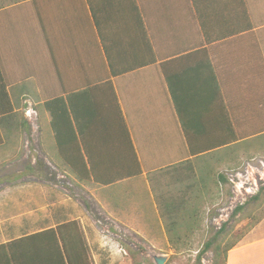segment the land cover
<instances>
[{
  "label": "crops",
  "instance_id": "crops-1",
  "mask_svg": "<svg viewBox=\"0 0 264 264\" xmlns=\"http://www.w3.org/2000/svg\"><path fill=\"white\" fill-rule=\"evenodd\" d=\"M3 87L14 107L39 108L51 147L39 97L61 109L70 100L97 173L116 176L138 163L146 171L109 186L82 182L105 192L96 204L114 220L159 219L149 171L189 148L221 147L234 132L255 141L249 149L264 148V0H0ZM110 88L135 159L116 116L93 110ZM13 135L3 148H15ZM20 180L0 175V245L14 241L0 264H65L54 238L39 234L75 219L64 208L49 211L46 191L39 200L1 196ZM38 201L35 212L19 208ZM241 252H229L227 264H264V243ZM91 253L94 264H108Z\"/></svg>",
  "mask_w": 264,
  "mask_h": 264
},
{
  "label": "rangeland",
  "instance_id": "rangeland-1",
  "mask_svg": "<svg viewBox=\"0 0 264 264\" xmlns=\"http://www.w3.org/2000/svg\"><path fill=\"white\" fill-rule=\"evenodd\" d=\"M30 109L34 111L31 117L26 114ZM18 110L23 113L25 128L20 133L14 132V149L10 148L11 144L8 149H1L6 156L2 158L0 166L3 170L0 175H8L11 181L22 180L14 186L4 187L1 196L23 198L28 193L39 200V192L46 191L45 201L49 211L64 208L68 219L80 218L77 220L83 221L81 223L97 261L106 257L108 264H153L151 254H163L167 256L164 264H213L215 258L212 249L201 256L199 263L196 257L204 243L217 236L216 229L223 223H226V227L217 238L223 245L250 231L234 247L239 252L232 250L230 256L231 253L240 256L241 251H251L253 246L264 243V148L257 145L249 149L255 145V141L247 142L249 147L240 148L233 161L211 162V175H225L228 184L217 186L211 180H205L206 189L200 192V200L193 199V195H197V188H193L190 206L184 212H192L195 208L196 219L180 220L171 230L170 221H163L159 217L128 223L112 219L95 202L98 195H105L103 190L95 191L93 185L77 181L70 173L61 174L55 167V157L51 155V150L48 151L51 143L42 136L46 125L41 122L39 108L27 103ZM9 142L12 143V139ZM195 173V179L201 177L197 171ZM40 180L46 185L38 183ZM165 180V184H171L168 179ZM163 189L174 192L176 187ZM257 192H262V198L259 202H252L249 198L256 196ZM153 193L155 196L159 194L157 191ZM242 205L244 208L234 215L237 206ZM40 206L38 201L31 205L21 204L19 208L31 207L35 212ZM254 218L259 221L251 228ZM187 223L191 225L190 231L186 228Z\"/></svg>",
  "mask_w": 264,
  "mask_h": 264
},
{
  "label": "trees",
  "instance_id": "trees-1",
  "mask_svg": "<svg viewBox=\"0 0 264 264\" xmlns=\"http://www.w3.org/2000/svg\"><path fill=\"white\" fill-rule=\"evenodd\" d=\"M39 98L42 100L43 110L51 117L48 124V131L52 134L53 145L51 148L55 151L54 159L57 163L55 167H57L61 174L67 175L70 173L79 182L109 186L124 179L140 176L143 172H146L141 169L138 163L136 171H128L116 176L104 177L100 175V173H97L93 158L83 138L81 125L77 121L73 125L70 120V117L76 120L72 102L70 100H67L68 103L62 101L64 108L61 109L55 99L46 98V95L43 93ZM101 99L105 103L103 101L99 102V104L96 101L92 102L94 112L97 113L103 110L106 111V113H111L116 116L121 126V131L126 137L128 155L132 153L134 157L131 141L127 136L126 126L122 120L117 98L113 94L112 89L110 88L109 93H102ZM18 109L19 107H14L11 103L9 95L5 87H3L0 91V148L7 145L5 144V140L7 139L8 141V139L11 138L12 131L20 133L21 130L25 128L26 122L23 118V113H20ZM65 120L68 123L64 122ZM227 126L232 129L231 125L228 124ZM233 137L236 138L225 141L224 145L218 148H212L210 146L200 149V152L189 148L185 155L176 158L173 163L163 165L159 167L157 171H149V175L151 174L149 176L151 189L152 191L159 192V194L155 196V202L159 209L160 218H163V221L166 219L170 221L169 229L172 230L176 228L180 220L184 222L186 220L196 219V213L194 212L195 208L192 209V212H190V210L187 213L184 212L187 211L186 207L190 206L191 191L193 188H197V195H193V199L200 200V192L206 189L204 186L205 180H211L217 186L224 187L228 184L225 175L218 174L216 177L211 175L209 165H211L212 161L217 163L225 160L233 161L240 148L243 146L249 147L247 139L243 138L242 135L237 137L234 132ZM257 137L259 136L256 135V138ZM50 149L48 151H50ZM229 156L230 158L227 159ZM196 171L201 175L200 178L195 179ZM165 179H168L171 184H165ZM189 180H191L190 183L184 184ZM179 184L182 185L180 186ZM172 185L174 188L176 187L174 192H169L168 190L164 191L163 188L173 187ZM262 196V192H257L256 196L249 199H252V202H259ZM243 208V205L237 206L234 210V215L238 214ZM180 213H185V215H181ZM258 221L259 220L254 218L251 228L256 225ZM190 226L191 225L187 223L186 228L189 231L191 230ZM225 227L226 223H223L220 230L216 233L217 236L204 243L197 254L196 262L199 263L201 256L209 249H212L215 258L213 264H227L228 253L250 232L247 230V232L241 233L235 240L223 245L217 238L224 232ZM39 236H51L54 238L59 246L58 249L61 251L62 259L65 264H94L87 236L79 220H64L58 223L54 228L41 232ZM18 242H20V240ZM13 245L14 241L0 245V251H4L9 256L12 254Z\"/></svg>",
  "mask_w": 264,
  "mask_h": 264
},
{
  "label": "water",
  "instance_id": "water-1",
  "mask_svg": "<svg viewBox=\"0 0 264 264\" xmlns=\"http://www.w3.org/2000/svg\"><path fill=\"white\" fill-rule=\"evenodd\" d=\"M151 261L153 264H164L167 256L163 254H151Z\"/></svg>",
  "mask_w": 264,
  "mask_h": 264
},
{
  "label": "built area",
  "instance_id": "built-area-1",
  "mask_svg": "<svg viewBox=\"0 0 264 264\" xmlns=\"http://www.w3.org/2000/svg\"><path fill=\"white\" fill-rule=\"evenodd\" d=\"M33 113H34V111H33L32 109H30L29 111H27L26 114H27L29 117H31ZM220 228H221V225H220L219 228H217L216 230L218 231V230H220Z\"/></svg>",
  "mask_w": 264,
  "mask_h": 264
}]
</instances>
